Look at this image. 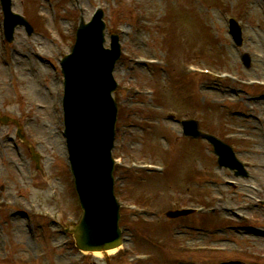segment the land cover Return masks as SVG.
<instances>
[{
    "label": "rangeland",
    "instance_id": "1",
    "mask_svg": "<svg viewBox=\"0 0 264 264\" xmlns=\"http://www.w3.org/2000/svg\"><path fill=\"white\" fill-rule=\"evenodd\" d=\"M50 1L52 5L47 0H13V10L26 16L34 27V33L29 37L26 36L23 28H18L15 32L14 42L5 47L0 28V106L3 107L4 113L19 120L25 139L33 141L36 149L41 153L43 167V173L35 172L27 152L22 150V154L19 155L15 149L11 148L10 141H6L8 147L3 149L0 145V184L7 183H5V192L1 191L0 194L8 198H10L9 194L12 196L21 195L18 200L22 205L27 206V200L31 199L40 204V207H43L41 203H44L48 210H58L59 213L54 220L34 218L31 214L26 215L23 208L17 207L19 212L14 213L15 216L10 220L11 224L4 225L3 234H0V264H20L17 262L19 257H26V253L31 258H34L37 253L38 257H42L39 260L33 259V264H106L102 254L82 255L72 247L70 241L64 244L65 235L57 231L59 220L67 224L70 218L74 219L78 216L80 210L73 192L71 178L69 184L64 169L66 152L63 137L60 135L62 124L56 122L60 110L58 97L55 96L61 88V76L49 63H43L40 60V57L43 60L49 59L54 66L58 67L57 58L68 52L74 41L73 31L70 33L71 28H68V24L71 26L72 19H76L78 15L88 19L92 6L97 3V0H81L80 7L84 9L82 13L79 10H72L66 0ZM102 1H104L103 6L106 9L105 21L108 31L111 32L117 27H123L126 30V34L122 36L123 51L126 54L133 52L136 55L160 56L168 61L173 60L175 64L170 67V71L175 69L174 67L179 61H188L194 58L197 59L195 62L201 65H220L225 69L238 71L244 77L264 76L262 63L256 59L253 61L252 67L247 70L234 65L235 56L229 49V44L226 43L228 38L225 39L222 17L217 11V8L221 7L239 16L242 7L247 6L250 14L244 16L242 21L244 34L251 37L250 48L264 52V0H138V9L136 10H130V0ZM41 2L43 6H41ZM37 13L57 16L58 22L55 26L50 19L48 20L52 35L58 39L57 41L52 39L48 26L42 23ZM137 13L144 14V18L139 23L133 21V17ZM60 16L64 18L60 19ZM126 22L142 26L140 40L136 41L134 32H130ZM218 40L224 42L221 51L215 44ZM36 48H41L44 54L39 57L34 56L33 52ZM211 50L214 52L213 55ZM12 59L21 61V64L19 66L12 65L10 63ZM124 59L130 62L129 56ZM8 61L10 65L4 66L3 63ZM130 65L123 61L119 71L116 72L119 86L114 94L121 102L118 114L122 117L118 118L122 119L117 124L120 128L113 154L116 156L127 155L129 152L136 157H145L156 162L165 161L168 169L165 175H148L147 181L142 184H136L131 179L133 175L122 180L120 184L117 183V192L124 200L137 201L142 204L149 203L156 207L160 217L152 219L150 224H146L138 221L133 222L134 219L128 214L123 215L122 222L128 229L125 232L127 238L124 247L128 248L129 252L127 251L123 256L110 254L111 257H114L110 263L124 264L134 254L148 252L153 257L147 264L155 262L157 264H176L177 258L183 259L184 262H187L186 264H191L190 257L193 260L205 261L202 264H212L216 258L211 254L168 255L163 250V245L166 243L177 244V238L169 235L172 226H175L176 230L192 223L195 226L199 224L213 227L220 225L224 220L222 215L211 216L200 221L193 216L175 220H168L164 217V213L171 207L169 202L175 192L191 195L192 203L196 202L194 204L202 203L206 197L215 194L213 188L208 186L198 189L194 180H198L200 186L201 179H198V176H201V169L203 172L204 170L212 171L216 168V161L209 152L210 147L207 143L182 139L174 124L161 121V114L166 109H173L178 111L181 116L195 117L200 120V127L203 130L213 132L220 137L232 131L233 127L235 129L241 127L244 131L238 132L235 139L231 141L240 151V158L264 163V155L261 154L259 146L262 138L259 136L260 139L257 141V131L253 130L254 120L230 119L225 117L221 110L211 111L213 113V117H211L206 113L208 112L206 108L202 109L201 95H204L206 101L218 102L221 94L215 89L201 95L196 93V103L192 96L188 98L190 94L194 93L193 85H211L207 79L195 76L185 82H179V84L174 80L177 85L174 86L168 83V80H162L163 76L160 74H155L150 80L143 67L135 66L134 72H128ZM15 74L18 75V79L13 77ZM128 77L133 79L129 86L136 84L135 88L155 85L158 90L154 99L152 98L150 102L144 96H138L126 104L124 102L126 98L124 87L127 86ZM17 86L24 96L13 90ZM34 102L40 104L38 107L46 106V108H37ZM216 103L214 107H216ZM241 108L253 111L257 116L264 110V106L257 103H242ZM127 111L134 113L132 118L126 119L124 114ZM131 124L141 125L142 130L135 129V126H130ZM58 127L60 128L58 129ZM14 130V126L10 124L8 127L2 128L0 135L4 131H10L13 136ZM7 134L10 136V133ZM161 134H166L172 143L176 141L172 151L168 153L164 151L163 144L159 139ZM8 136L4 138L9 140ZM132 138L134 147L130 146L128 142ZM123 163L127 164L128 161H123ZM18 170H20V174ZM45 173L49 175L51 185L43 179L42 176ZM224 174L231 177L228 172H224ZM252 174L257 181H264L263 170H253ZM123 183L124 186H122ZM221 189L225 195V203L228 204V197L233 193V190L230 188ZM240 201L241 199H237L231 203L237 204ZM54 204H61L62 209L54 207ZM215 204L214 202L213 205ZM232 204L231 206H233ZM2 211L6 214L1 216L6 215L9 218L8 213L12 210ZM253 214L261 217L264 215V211L256 210ZM133 223L135 224L132 225ZM260 225L264 229V219ZM188 233L195 236L192 230H188ZM190 239L194 240L193 237ZM236 241L248 251L257 253L264 251V240L261 236L246 235L236 237ZM203 242L208 243L207 240ZM235 256H242L244 261L241 263L243 264L253 261L248 254H235Z\"/></svg>",
    "mask_w": 264,
    "mask_h": 264
},
{
    "label": "water",
    "instance_id": "2",
    "mask_svg": "<svg viewBox=\"0 0 264 264\" xmlns=\"http://www.w3.org/2000/svg\"><path fill=\"white\" fill-rule=\"evenodd\" d=\"M92 46L98 51L100 42H94ZM84 48L85 43L81 39L76 55L69 58L65 65L67 108L70 106L75 110V117L80 122V129L85 135V141L82 143L70 144V149L73 151L72 160L74 161L78 179V189L86 210L84 222L80 227V231L84 230L85 233H82L81 237L77 236L78 242L82 244L85 239L97 240L93 233L112 232L115 227V220L110 219L109 203L111 198L104 188H98V136L90 135L94 123L88 113V108L98 109L99 104L106 105L108 108V119L105 121L107 128L102 129L106 136L104 144L99 151L107 164L114 114V108L108 98L112 87L109 76L110 69L107 63L111 58H107L103 62L102 59L99 60L98 58V66L93 70V74L88 80V85L80 86L78 84L80 74L76 72L75 67L84 53ZM98 121L104 122L101 118ZM103 175L107 177L108 170L104 171Z\"/></svg>",
    "mask_w": 264,
    "mask_h": 264
},
{
    "label": "bare ground",
    "instance_id": "3",
    "mask_svg": "<svg viewBox=\"0 0 264 264\" xmlns=\"http://www.w3.org/2000/svg\"><path fill=\"white\" fill-rule=\"evenodd\" d=\"M114 249H115V248H108V250H112V251H114Z\"/></svg>",
    "mask_w": 264,
    "mask_h": 264
}]
</instances>
